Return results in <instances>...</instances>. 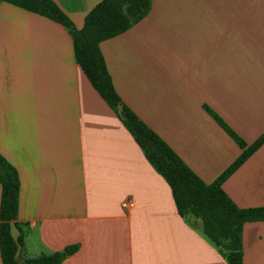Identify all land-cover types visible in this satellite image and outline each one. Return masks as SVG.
Returning <instances> with one entry per match:
<instances>
[{"label":"crops","instance_id":"1","mask_svg":"<svg viewBox=\"0 0 264 264\" xmlns=\"http://www.w3.org/2000/svg\"><path fill=\"white\" fill-rule=\"evenodd\" d=\"M53 1L81 29L101 0ZM100 48L123 102L205 182L242 152L205 105L247 143L264 133V0H152ZM0 153L20 178L22 258L76 244L60 264H229L199 219L179 214L169 183L77 62L70 30L6 1ZM223 188L240 207L264 206V143ZM1 192L0 183V202ZM243 248L244 264H264V220L245 223Z\"/></svg>","mask_w":264,"mask_h":264},{"label":"trees","instance_id":"2","mask_svg":"<svg viewBox=\"0 0 264 264\" xmlns=\"http://www.w3.org/2000/svg\"><path fill=\"white\" fill-rule=\"evenodd\" d=\"M47 16L65 25L73 37L75 58L100 95L117 112L153 167L169 183L181 216L199 219L203 232L218 246L229 264H244L243 227L249 221L264 220V206L240 207L223 188L225 180L263 143L264 133L247 143L213 109L206 111L241 147L240 155L212 182L199 177L153 129H151L116 91L100 48L101 41L118 35L142 20L152 8V0H101L86 15L77 29L67 14L53 0H0ZM120 105L122 112L119 113ZM0 244L3 264H60L74 253L78 245L35 257L15 258L17 242L11 235L10 223L17 222L20 178L17 169L0 153Z\"/></svg>","mask_w":264,"mask_h":264},{"label":"water","instance_id":"3","mask_svg":"<svg viewBox=\"0 0 264 264\" xmlns=\"http://www.w3.org/2000/svg\"><path fill=\"white\" fill-rule=\"evenodd\" d=\"M122 112V106L120 105L119 108V113ZM10 232L12 237L14 238V240L17 242V250L15 253V258L18 259L21 255V250H22V244L19 242V236L21 234V231L19 229V227L16 225L15 221H11L10 223Z\"/></svg>","mask_w":264,"mask_h":264},{"label":"built area","instance_id":"4","mask_svg":"<svg viewBox=\"0 0 264 264\" xmlns=\"http://www.w3.org/2000/svg\"><path fill=\"white\" fill-rule=\"evenodd\" d=\"M123 206H126V207L133 206V201L132 200H126L123 202Z\"/></svg>","mask_w":264,"mask_h":264},{"label":"rangeland","instance_id":"5","mask_svg":"<svg viewBox=\"0 0 264 264\" xmlns=\"http://www.w3.org/2000/svg\"><path fill=\"white\" fill-rule=\"evenodd\" d=\"M191 220L196 221L197 219L195 217L190 216Z\"/></svg>","mask_w":264,"mask_h":264}]
</instances>
